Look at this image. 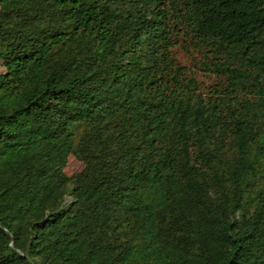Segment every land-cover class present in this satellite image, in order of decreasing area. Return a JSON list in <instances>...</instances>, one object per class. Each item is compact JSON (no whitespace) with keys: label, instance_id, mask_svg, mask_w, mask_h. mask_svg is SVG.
I'll use <instances>...</instances> for the list:
<instances>
[{"label":"trees","instance_id":"16d2710c","mask_svg":"<svg viewBox=\"0 0 264 264\" xmlns=\"http://www.w3.org/2000/svg\"><path fill=\"white\" fill-rule=\"evenodd\" d=\"M0 63V264H264V0H0Z\"/></svg>","mask_w":264,"mask_h":264},{"label":"rangeland","instance_id":"374dc122","mask_svg":"<svg viewBox=\"0 0 264 264\" xmlns=\"http://www.w3.org/2000/svg\"><path fill=\"white\" fill-rule=\"evenodd\" d=\"M177 39L178 44L171 49L173 58L178 64L185 67L190 76L196 80L199 91L206 96L211 95L213 93L212 91H218L220 85L225 82V79L201 70V62H210L209 59L211 57L205 54L206 52L202 53L196 49L195 45L192 44L194 41L191 38L179 35ZM3 73H5V68L0 63V74ZM83 168L84 166L81 161L74 156H69L64 168V174L68 178H72L80 173ZM262 189H264V172L256 182V190Z\"/></svg>","mask_w":264,"mask_h":264}]
</instances>
